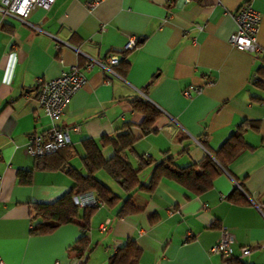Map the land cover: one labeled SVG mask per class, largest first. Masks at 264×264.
I'll return each mask as SVG.
<instances>
[{"label": "crops", "instance_id": "0c3cea01", "mask_svg": "<svg viewBox=\"0 0 264 264\" xmlns=\"http://www.w3.org/2000/svg\"><path fill=\"white\" fill-rule=\"evenodd\" d=\"M87 1L54 0L25 17L0 9L5 264H69L68 246L83 234L72 222L45 234L30 232L31 203L54 201L74 182L64 170L39 168L26 149L31 134L46 139L53 126L66 129L70 143L62 153L86 174V139L108 159L118 148L113 138L128 131L135 137L133 150H126L132 165L138 167L139 155L153 160L139 172L147 183L155 163L180 167L213 155L244 121L247 146L199 194L169 178L151 190L129 192L105 169L95 170L120 199L97 206L77 264H108L128 238L138 246L134 264H264V51L227 40L236 30L235 12L248 1L259 15L256 37L264 48V0H99L91 10ZM130 37L137 45L125 50ZM109 53L119 62L104 67ZM72 64L85 81L61 114L50 118L38 104L39 79L54 78ZM135 97L159 112L147 132L143 113L131 104ZM235 186L243 193L240 201L227 198ZM127 196L137 210L118 216ZM223 226L234 235L231 249L212 252Z\"/></svg>", "mask_w": 264, "mask_h": 264}, {"label": "trees", "instance_id": "16d2710c", "mask_svg": "<svg viewBox=\"0 0 264 264\" xmlns=\"http://www.w3.org/2000/svg\"><path fill=\"white\" fill-rule=\"evenodd\" d=\"M134 109L143 113L142 121L143 131H149L159 115L158 110L148 101L141 97H135L131 100ZM244 121L230 135V137L221 145L213 155L207 153L201 160L192 162L186 166H176L172 161H161L154 164L153 170L149 176L147 183L140 180L139 172L141 169L153 163V160L146 156L139 155L137 158L138 167H134L126 156V150L132 151L134 136L130 132H122L113 138L118 148L114 154L104 159L101 156L98 145L92 139H86L87 147L86 155L83 157L84 165L87 169L86 174L81 173L78 169L69 166L67 158L62 153V146L55 152L36 157L41 169H61L67 172L72 179L71 188L60 197L51 202L34 201L31 203V213L33 224L30 232L36 234H45L55 230L63 223H76L82 230L83 234L68 246L70 258L75 256L79 260L81 250L88 242V230L90 228L91 217L97 206L106 204H115L120 196L115 193L109 186L98 180L93 174L95 170L103 168L110 174L119 185L126 191H134L137 189L151 190L163 178L172 179L181 184L189 193L199 194L213 185L214 178L220 174L226 165L247 146L243 138ZM251 126H256L250 124ZM109 140V138H106ZM105 142L106 140L103 139ZM201 142H205V138H201ZM59 156L56 159L52 157ZM83 191H92L104 203L94 206H80L76 203V195ZM227 198L233 201L243 199V193L238 187L228 193ZM137 210L131 196H127L119 208L117 215L122 216L126 213ZM151 218V221L154 219ZM79 249L72 250L71 249ZM138 246L132 238H128L121 247L109 257L108 264H134L138 259Z\"/></svg>", "mask_w": 264, "mask_h": 264}, {"label": "built area", "instance_id": "2783aa9c", "mask_svg": "<svg viewBox=\"0 0 264 264\" xmlns=\"http://www.w3.org/2000/svg\"><path fill=\"white\" fill-rule=\"evenodd\" d=\"M54 0H0V9L3 13H10L18 17H25L35 6L48 8ZM99 0H88L86 6L89 10L98 4ZM236 30L229 35L228 42L239 49L249 51H264L257 43V31L259 15L248 1L239 6L235 12ZM137 45V40L130 37L124 45V49H130ZM119 56L116 53H109L106 57L104 67L117 64ZM92 61L86 65V70L91 68ZM85 77L83 71L77 64H72L68 69L50 79H39L37 89V100L40 109L50 118L57 117L63 111L68 99L83 85ZM189 94L188 91H185ZM70 143V136L66 129L53 126L45 139L41 134H31L28 138L26 149L29 154L41 157L45 154L55 152L62 146ZM264 199V198H263ZM76 203L80 206H94L104 201L98 198L92 191H83L76 195ZM263 215L264 212L262 211ZM234 235L226 226L221 228L217 241L211 246L215 253L229 252ZM77 257L70 258L69 264H77ZM0 264H5L0 256Z\"/></svg>", "mask_w": 264, "mask_h": 264}]
</instances>
